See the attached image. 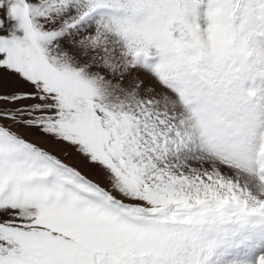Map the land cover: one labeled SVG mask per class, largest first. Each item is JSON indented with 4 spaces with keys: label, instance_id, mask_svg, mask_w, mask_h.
I'll return each mask as SVG.
<instances>
[{
    "label": "snow or ice",
    "instance_id": "1",
    "mask_svg": "<svg viewBox=\"0 0 264 264\" xmlns=\"http://www.w3.org/2000/svg\"><path fill=\"white\" fill-rule=\"evenodd\" d=\"M0 264H264V0H0Z\"/></svg>",
    "mask_w": 264,
    "mask_h": 264
}]
</instances>
